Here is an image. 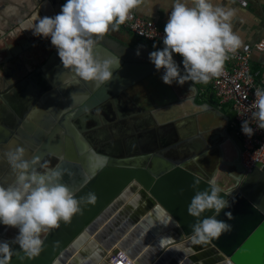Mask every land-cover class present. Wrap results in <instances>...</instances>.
Here are the masks:
<instances>
[{
	"label": "water",
	"instance_id": "obj_1",
	"mask_svg": "<svg viewBox=\"0 0 264 264\" xmlns=\"http://www.w3.org/2000/svg\"><path fill=\"white\" fill-rule=\"evenodd\" d=\"M52 1L60 13L63 1ZM45 47L40 54L44 62L0 97L25 92L29 103L24 125H29L27 135L33 139L28 144L38 142L33 138L36 135L46 137L51 132L31 159L38 157L48 165L59 161V168L64 170L62 182L73 191L74 198L79 200L94 192L97 200L94 205L81 204V211L70 222L61 221L58 228L42 233V251L37 257L21 261L14 255L10 264H109L104 258L116 249L136 264H264V169L257 166L249 170L243 164L244 146L234 125L235 111L225 113L207 99L197 103V86L188 81L180 90L189 92L172 102L169 114L173 118L156 127L142 122L137 137L147 142L135 151L134 131L119 134L117 119L110 117L117 116L111 103L122 101L123 90L128 88L123 80H128L130 73L142 74L141 69L132 68L152 63L149 56L155 50L145 41L131 47L107 35L98 39L94 49L97 58L120 57L121 68L111 81L97 87L64 68L51 40ZM150 88L158 89L152 85ZM41 94L43 108L35 105ZM72 94L77 97L75 101ZM8 101L1 103V108L5 109ZM97 109L102 112L97 113ZM143 112L130 108L119 113L141 121ZM106 115L110 116L103 128L102 118ZM105 129L112 130L111 134H104ZM163 131L168 137L162 135ZM16 134L9 143L2 144L0 155L20 147L18 136L24 132ZM89 135L93 136L90 142L85 138ZM101 136L106 137V149L97 145L92 148L93 138ZM119 137L124 139L120 141ZM93 154L106 157L107 164L93 170ZM53 157L56 160H51ZM35 167L44 171L39 165ZM13 179L1 177L0 184L7 187ZM212 180L230 202L217 218L231 224L233 230L194 243L191 225L198 218L189 214L188 207L196 191L209 189ZM226 212H231L233 219L229 220ZM214 214L215 210H206L199 219ZM18 231L0 224V242L7 241L14 252L20 251L23 256L19 245L13 243ZM89 246L96 247L90 257Z\"/></svg>",
	"mask_w": 264,
	"mask_h": 264
},
{
	"label": "clouds",
	"instance_id": "obj_2",
	"mask_svg": "<svg viewBox=\"0 0 264 264\" xmlns=\"http://www.w3.org/2000/svg\"><path fill=\"white\" fill-rule=\"evenodd\" d=\"M142 3L143 0H67L55 17H40L32 29L33 34L51 37L64 68L71 70L79 80L94 82L99 87L113 79L114 72L121 68V59L116 56L97 58L94 54L97 40L109 31L118 30L129 19L131 11ZM234 16L235 9L214 6L210 0H191V6L184 0H174L164 27V47L149 56L157 71L164 70L163 82L170 86L174 82L183 86L188 81L207 84L223 75L229 54H235L243 46L242 38L233 31ZM173 54L182 56L183 74ZM137 55H140L139 50ZM193 90L194 86L190 92ZM71 99L75 101L76 95L72 94ZM252 107L255 109L252 119L264 130V89H256ZM100 112L102 110L97 109V113ZM242 132L249 137L254 134L247 120L242 123ZM25 156L24 147L0 155L15 173L14 181L7 187L0 184V224L19 230L13 243L24 253L21 256L7 241L0 242V264H10L14 255L21 261L37 257L42 251V233L58 228L61 221L70 222L81 211V204L94 205L97 200L94 192L77 200L69 186L62 182L64 170L49 167L38 157L26 160ZM90 161L93 170L107 164L106 157L95 154ZM36 165L44 171L38 170ZM209 185V189L196 191L188 207L189 214L198 218L191 225L192 240L198 244L233 230L231 224L217 218L230 207V202L221 196L223 191L214 180ZM206 210H215V214L199 219ZM225 215L233 219L231 212Z\"/></svg>",
	"mask_w": 264,
	"mask_h": 264
},
{
	"label": "crops",
	"instance_id": "obj_3",
	"mask_svg": "<svg viewBox=\"0 0 264 264\" xmlns=\"http://www.w3.org/2000/svg\"><path fill=\"white\" fill-rule=\"evenodd\" d=\"M55 1L58 2V0ZM62 1L64 4L67 2V0ZM246 1L247 4L242 5L241 0H210L214 6L235 9V16L231 23L233 31L242 38L243 44L264 39V0ZM173 2L174 0H143V3L137 7L136 12L139 16L154 20L160 26L165 27ZM184 2L191 6V0H184ZM32 4L34 6H30ZM56 6L52 0H0V86L2 84H16L44 62V58L40 54L46 50L45 46L49 43L51 37H38L33 34L32 29L40 17H55L57 12L59 14ZM107 36L131 47H136L140 41H145L155 51L162 50L159 44L141 39L121 27L118 30L109 31ZM173 58L179 65L181 74H183L182 56L173 54ZM252 66L254 69L260 70V84L264 89V51L253 52ZM134 69H141V72L146 74H128L129 79L123 80L124 85H128V88L123 90L124 98L122 101L118 100L117 103H111V109L115 111L117 116L106 115L102 119L103 128L107 126L105 124L107 117L117 119L119 134L128 133L130 129H133V143L136 151L142 149L145 142H147L143 138V143L142 139L137 137V135H140L138 129L142 122H146L148 126L154 125L153 127L159 124L165 125L166 119L173 118L169 113L175 97L180 98L189 91L180 90L184 89L187 83H185V86L179 85L178 82H174L171 86L165 84L161 78L164 70L157 71L153 63H147L143 68H132V70ZM150 85L156 86L158 89L155 91L150 88ZM195 85L199 91L195 101L197 103L205 102L206 98L201 96L198 83ZM202 85L205 88L206 84L202 83ZM155 95L158 98H155ZM178 101L183 103L182 100ZM130 108L144 111L141 113L144 118L141 121H132L119 113ZM153 127L150 128L157 129ZM107 132L111 134L112 130L105 129L103 133L107 134ZM162 135L168 137L169 134L167 131H163ZM148 146L149 144L146 145V148ZM95 248V246H89L87 249L88 257L93 255L96 251ZM110 257L111 254L104 259L109 264H113Z\"/></svg>",
	"mask_w": 264,
	"mask_h": 264
},
{
	"label": "built area",
	"instance_id": "obj_4",
	"mask_svg": "<svg viewBox=\"0 0 264 264\" xmlns=\"http://www.w3.org/2000/svg\"><path fill=\"white\" fill-rule=\"evenodd\" d=\"M241 4L246 5L247 1L241 0ZM136 9L131 11L129 19L120 27L141 39L164 46V27L154 20L139 16ZM254 51H264V39L254 43H245L235 54H229L223 75L213 78L205 85L211 87L212 97L219 108H224L225 111H235L234 125L244 146L242 161L249 170L257 166L264 169V130L259 129L256 121L252 119V112L255 111L252 107L255 101V91L258 87L262 88L261 72L252 66ZM246 120L254 130L251 137L242 132V123ZM110 260L113 264H136L122 250L114 251Z\"/></svg>",
	"mask_w": 264,
	"mask_h": 264
},
{
	"label": "flooded vegetation",
	"instance_id": "obj_5",
	"mask_svg": "<svg viewBox=\"0 0 264 264\" xmlns=\"http://www.w3.org/2000/svg\"><path fill=\"white\" fill-rule=\"evenodd\" d=\"M22 80L18 81L16 84H13V83L6 84V85L2 84L0 86V94L3 93L4 91H10L12 87L17 85L18 83H21ZM24 94H25V92H24ZM24 94L21 95L18 93H9V95L6 96V99L0 97V151L2 150V144L3 143H9L12 140V138L15 135H17L16 133L24 132V134H20L18 136V138H19V144L18 145H20V147H24L26 149L25 159L30 160L32 158V156L38 151V149L41 147V144L50 135L51 132L46 137L42 136V135H36L33 138L35 139V141L38 140V142H36L37 144L36 143H33V144L29 143L28 144V141L33 142V139L29 138L27 135L28 131H30L29 125H27V126L24 125V122L28 117L27 107H28V103H29L27 96H25ZM8 99H9V101L7 102V105L5 106V109H7V111H5L4 107L1 108V106H2L1 103L6 102ZM209 101H214V100L209 98ZM205 102H206V100H205ZM36 104L40 105L42 108L44 107L42 94L39 97H37V99H35V105ZM223 112L226 113V111H223ZM230 126H231V124L228 125V128ZM92 137H93L92 135H89V136H86L85 138H86V140L89 141L90 138H91L90 140H92ZM93 139H94L93 141H96V142L93 145V141H91L92 148H94L95 145H97V146H100L102 149H106L107 143L105 141L106 140L105 136H103V137L101 136L99 138H93ZM123 139H124L123 137H119L120 141H122ZM119 147L124 148L122 146V144H120ZM118 153H123V151L118 152ZM51 160H56V159H54V157H53V159H51ZM49 167H59V161H51L49 163ZM12 171L13 170L11 169L10 165L7 163V160L0 161V172H1L0 178L1 177H7V179H9V178L13 179ZM63 178H64V176H63ZM63 180L65 181V179H62V181Z\"/></svg>",
	"mask_w": 264,
	"mask_h": 264
},
{
	"label": "trees",
	"instance_id": "obj_6",
	"mask_svg": "<svg viewBox=\"0 0 264 264\" xmlns=\"http://www.w3.org/2000/svg\"><path fill=\"white\" fill-rule=\"evenodd\" d=\"M198 86H199V90H200V92H201V96H202V97H205V98L208 99V100H209V98L212 99V100H214V99H213L214 97H212V93H213V92H212L211 87H210L209 85L204 86L205 88H203L202 83H198ZM211 97H212V98H211ZM215 101H216V100H215ZM222 110L225 111L224 108H222Z\"/></svg>",
	"mask_w": 264,
	"mask_h": 264
},
{
	"label": "rangeland",
	"instance_id": "obj_7",
	"mask_svg": "<svg viewBox=\"0 0 264 264\" xmlns=\"http://www.w3.org/2000/svg\"><path fill=\"white\" fill-rule=\"evenodd\" d=\"M137 37H138V36H137ZM160 47H162V49H163L164 46L160 45ZM116 251H118V249H116L115 252H116ZM111 254H112V253H111ZM109 255H110V254H109Z\"/></svg>",
	"mask_w": 264,
	"mask_h": 264
},
{
	"label": "bare ground",
	"instance_id": "obj_8",
	"mask_svg": "<svg viewBox=\"0 0 264 264\" xmlns=\"http://www.w3.org/2000/svg\"><path fill=\"white\" fill-rule=\"evenodd\" d=\"M219 107V106H218Z\"/></svg>",
	"mask_w": 264,
	"mask_h": 264
}]
</instances>
